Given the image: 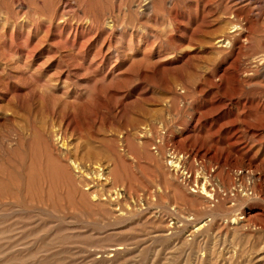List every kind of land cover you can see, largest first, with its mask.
I'll return each instance as SVG.
<instances>
[{
    "label": "rangeland",
    "instance_id": "374dc122",
    "mask_svg": "<svg viewBox=\"0 0 264 264\" xmlns=\"http://www.w3.org/2000/svg\"><path fill=\"white\" fill-rule=\"evenodd\" d=\"M263 55L264 0H0V264H264Z\"/></svg>",
    "mask_w": 264,
    "mask_h": 264
},
{
    "label": "bare ground",
    "instance_id": "6f19581e",
    "mask_svg": "<svg viewBox=\"0 0 264 264\" xmlns=\"http://www.w3.org/2000/svg\"><path fill=\"white\" fill-rule=\"evenodd\" d=\"M238 2V1H237ZM249 2V1H248ZM248 8V7H247ZM254 8V7H253ZM254 12V11H253ZM258 12V11H257ZM250 13V12H249ZM242 14V13H241ZM247 15H248V13H247ZM234 16H235V14H234ZM240 16V15H239ZM244 16H246V15H244ZM239 18V20L242 18V17H238ZM243 19H245V18H243ZM246 19H247V17H246ZM250 19V18H249ZM238 20V21H239ZM247 21V20H246ZM241 22V21H240ZM245 22V21H244ZM249 23H250V21H248ZM247 22V23H248ZM253 22L254 21H251V24H253ZM244 24V23H243ZM255 24V23H254ZM247 25H250V24H247ZM246 25V26H247ZM238 26V25H237ZM237 26H234V28H238ZM252 26V25H251ZM246 28V27H245ZM244 28V29H245ZM251 27L249 26L248 27V29H250ZM238 32V30H235V31H233L232 33H237ZM234 35H236V34H234ZM237 36V35H236ZM232 37V36H231ZM234 37V36H233ZM244 38V37H243ZM247 38V37H246ZM226 39H227V41H229L228 39L229 38H227V37H223L222 36V38L220 39V41H218L217 43L219 44V46L220 47H225L224 46V42L226 41ZM241 39V38H240ZM232 40H233V38H232ZM242 40V39H241ZM246 40V39H245ZM244 40V42H246V41H248V40H246L245 41ZM230 43V42H229ZM238 43V42H237ZM243 43V42H242ZM226 45H228V44H226ZM239 45V44H238ZM236 46V45H235ZM242 46V45H241ZM229 47V46H228ZM232 47V46H231ZM244 47V46H243ZM238 48H240V46L238 47ZM243 49V48H242ZM241 49V50H242ZM240 50V49H239ZM243 51V50H242ZM239 53H241V51L239 52ZM264 56V55H263ZM103 60V59H102ZM263 61V60H262ZM262 61H260V63L262 62ZM262 68V67H261ZM254 70V69H253ZM257 70V69H256ZM259 70V69H258ZM263 70H264V66H263ZM261 71H262V69H261ZM259 72V71H258ZM256 73V72H255ZM263 74V73H262ZM257 75V74H256ZM246 146V145H245ZM246 149V148H245ZM242 151V150H241ZM169 159L171 160V163H170V165H171V167H172V169H173V172H175V173H180L181 175H182V177L181 178H183V183H185V184H191L194 180L192 179L193 178V175L191 176V174H192V172L190 171V169L188 168V157H186L185 155H183V153L182 154H180L179 152H176V151H169ZM74 167V166H73ZM76 169V168H75ZM79 170H81V168L79 169ZM83 170V169H82ZM82 170L80 171V172H82ZM190 171V172H189ZM84 173V172H83ZM85 174V173H84ZM83 174V175H84ZM86 175V174H85ZM180 177V176H179ZM83 178V177H82ZM85 179V178H84ZM199 179H202V178H196V181L197 182H199L200 180ZM203 179H205V180H207V178H203ZM82 180V179H81ZM193 180V181H192ZM204 180V181H205ZM85 181V180H84ZM241 181V180H240ZM88 184V183H87ZM81 185V184H80ZM192 185V184H191ZM89 186V185H88ZM87 186V187H88ZM194 186H195V184H194ZM85 187H86V185H85ZM91 187V186H90ZM197 187V186H196ZM91 188H93V187H91ZM90 188V189H91ZM202 188V187H201ZM85 189V188H84ZM88 190V189H87ZM115 191V190H114ZM92 192V191H91ZM194 192V191H193ZM196 192V191H195ZM203 192V193H202ZM112 193V192H111ZM200 193H202L203 195H206L207 196V198H210L212 195H211V192H210V195L211 196H209V192H207V190H206V188L205 187H203L202 188V190H201V192ZM91 194H93V193H91ZM106 194V193H105ZM113 194V193H112ZM119 194V193H118ZM118 194H116L115 193V195H118ZM134 194V193H133ZM92 196V195H91ZM95 196H97V195H95ZM110 196H112V195H110ZM119 196V195H118ZM134 196H135V194H134ZM152 196V195H151ZM122 197H124V196H122ZM213 197V196H212ZM131 198V197H130ZM151 198V197H150ZM214 198V197H213ZM213 198H210V199H212L213 200ZM92 199V198H91ZM109 199V198H108ZM110 199H114L113 197H111ZM109 199V200H110ZM136 199V198H135ZM141 199V198H140ZM147 199V198H146ZM93 200V199H92ZM117 200V199H116ZM133 200V199H132ZM131 200V201H132ZM137 200V199H136ZM94 201H96V200H94ZM113 201V200H112ZM143 201V200H142ZM121 202V201H120ZM122 208V207H121ZM118 210V209H117ZM123 216H125V215H123ZM245 221V218H242V219H240V218H238V217H236L235 219H233L232 220V225H237V227H239L240 225H243L244 222ZM247 221V220H246ZM249 221V220H248ZM248 221H247V223H248ZM247 223H245V224H247ZM205 227H206V225L204 224V225H201V226H199V228L197 229V230H195V233L196 232H200V230L202 231L203 229H205ZM262 228H264V227H262ZM236 229V228H235ZM264 230V229H263ZM235 231V230H234ZM192 241V240H191ZM263 244H264V242H263ZM263 246V245H262ZM122 248V247H121ZM123 249V248H122ZM111 250V249H110ZM109 250V251H110ZM120 250L121 249H114V247H113V249H112V253H111V256L113 257V255L112 254H114V255H117V254H119L120 253ZM125 253V252H124ZM107 254V253H106ZM106 254H104L105 256H106ZM120 254H123V253H120ZM111 256L109 257V258H111ZM104 257V256H103ZM107 257V256H106ZM116 257V256H115ZM121 258V257H120ZM112 259L113 258H111V261H112Z\"/></svg>",
    "mask_w": 264,
    "mask_h": 264
}]
</instances>
